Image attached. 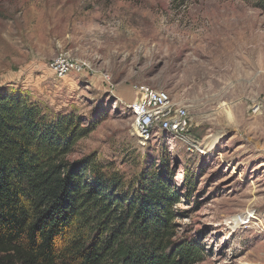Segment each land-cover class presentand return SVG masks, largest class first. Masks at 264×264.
<instances>
[{"label": "rangeland", "instance_id": "obj_1", "mask_svg": "<svg viewBox=\"0 0 264 264\" xmlns=\"http://www.w3.org/2000/svg\"><path fill=\"white\" fill-rule=\"evenodd\" d=\"M64 55L85 67L58 79ZM140 86L186 107L183 137L139 143L127 105ZM4 89L83 125L102 117L70 161L94 154L130 180L168 156L175 238L204 248L197 264H264V113L250 112L264 99V0H0Z\"/></svg>", "mask_w": 264, "mask_h": 264}, {"label": "trees", "instance_id": "obj_2", "mask_svg": "<svg viewBox=\"0 0 264 264\" xmlns=\"http://www.w3.org/2000/svg\"><path fill=\"white\" fill-rule=\"evenodd\" d=\"M50 113L0 90V264H197L204 248L176 239L181 195L168 156L130 180L94 154L67 155L99 123ZM196 175L185 173L190 194Z\"/></svg>", "mask_w": 264, "mask_h": 264}, {"label": "built area", "instance_id": "obj_3", "mask_svg": "<svg viewBox=\"0 0 264 264\" xmlns=\"http://www.w3.org/2000/svg\"><path fill=\"white\" fill-rule=\"evenodd\" d=\"M85 65L73 61L67 56H59L51 68L58 79L72 72L81 71ZM130 115L131 129L139 143H147L154 132H160L175 139H180L189 128L188 111L186 107L172 100L165 90L150 89L140 86L135 100L127 105ZM250 112L253 115L264 113V99L251 103Z\"/></svg>", "mask_w": 264, "mask_h": 264}, {"label": "bare ground", "instance_id": "obj_4", "mask_svg": "<svg viewBox=\"0 0 264 264\" xmlns=\"http://www.w3.org/2000/svg\"><path fill=\"white\" fill-rule=\"evenodd\" d=\"M242 221H244V218L243 219H239V220L237 218H233V219H231L229 224L234 229V228H238V225L244 224V223H242Z\"/></svg>", "mask_w": 264, "mask_h": 264}]
</instances>
